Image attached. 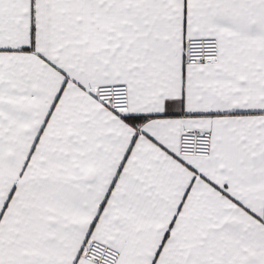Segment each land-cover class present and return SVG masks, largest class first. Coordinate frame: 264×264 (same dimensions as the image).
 <instances>
[{
    "label": "snow or ice",
    "instance_id": "1",
    "mask_svg": "<svg viewBox=\"0 0 264 264\" xmlns=\"http://www.w3.org/2000/svg\"><path fill=\"white\" fill-rule=\"evenodd\" d=\"M0 264H264V0H0Z\"/></svg>",
    "mask_w": 264,
    "mask_h": 264
}]
</instances>
